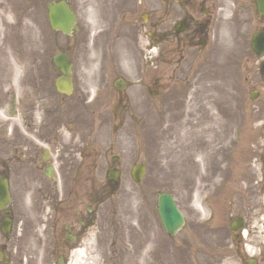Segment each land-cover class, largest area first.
<instances>
[{"label":"rangeland","instance_id":"374dc122","mask_svg":"<svg viewBox=\"0 0 264 264\" xmlns=\"http://www.w3.org/2000/svg\"><path fill=\"white\" fill-rule=\"evenodd\" d=\"M49 1L0 0V47L6 34L16 29L20 34L16 51L3 57L9 61L1 64L0 60V130L18 126L28 107L78 106L79 120L83 119V107L94 108L96 153L102 154L103 160L97 162V183L105 176L103 154L108 143L120 158L121 175L116 192L99 207L90 264H243L227 222L222 220L224 196L230 195V190L219 188L215 168L228 157L239 177L241 170L252 167L253 158L264 152L261 113L255 107H244L248 99L244 95L240 107H219L229 93V76L220 62H213V70L208 68L206 73L198 52L190 50L182 63L177 62L176 54H167L160 62L168 64L150 65L144 28H140L138 45L148 51L140 55L131 30L119 34L131 16L117 19L110 11V0H68L78 23V32L72 36L50 29L45 8ZM141 11L150 15V5H141L136 17ZM112 28L118 35L111 33ZM99 32L103 42L93 45ZM226 43L223 41V49ZM59 52L66 53L73 63V91L67 96L54 87L58 70L52 57ZM100 64L107 69L105 76L97 74ZM8 69L9 75L5 73ZM189 69L195 71L189 79L193 86H187L185 79ZM141 70L150 81L159 79L158 95L132 85L124 92L125 100H118L110 74L133 82ZM232 72L241 81L246 76ZM10 92L15 93L19 112L14 121L7 115ZM115 100L119 105L111 107ZM122 103L126 106L121 107ZM35 114H40V109ZM2 137L0 157L6 159L9 136L2 133ZM135 163L145 165L138 184L130 175ZM159 192L171 193L185 216L183 229L174 237L168 236L160 223L156 211ZM256 230H263L260 223ZM260 236L262 243L264 236ZM44 249L43 244L34 253V264H50Z\"/></svg>","mask_w":264,"mask_h":264},{"label":"flooded vegetation","instance_id":"af4514ba","mask_svg":"<svg viewBox=\"0 0 264 264\" xmlns=\"http://www.w3.org/2000/svg\"><path fill=\"white\" fill-rule=\"evenodd\" d=\"M258 1L264 3V0L109 2L117 19L131 16L123 22L119 34L130 29L135 50L142 55L149 49L148 62L155 68L160 63L168 64L160 62L167 54H176L177 62H184L190 50L202 55L201 67L206 73L208 68L213 70V62L222 63L229 76V93L223 95L227 98L222 100L224 103L220 100L219 107H231L230 104L240 107V96L244 95L248 98L244 107H255L261 113L264 128V6L259 7ZM141 5H150V15L141 11L136 17ZM140 28H144L148 49L138 45ZM113 31L112 28L115 35ZM100 37L102 32L94 36L93 45L103 42ZM223 41L227 42L224 49ZM233 69L246 75L242 81L234 72L229 73ZM194 72L189 69L185 74L187 86H193L189 79L195 76ZM106 73V67L100 64L97 74ZM111 76L118 100H125L124 92L132 85L155 96L159 93V79L152 77L150 81L145 70L133 82L118 74ZM241 88L245 91L241 92ZM118 105L115 100L110 106ZM125 106L122 103L121 107ZM91 108L83 107V119L79 120L77 107H28L18 126L0 130L1 142L2 133L9 136L8 158L0 157V177L7 180L10 196L9 205L0 209V264H5V255H8L6 264H34V253L43 244L50 264L91 263L99 207L116 192L121 175L120 158L111 152L108 143L103 154L105 176L102 183H97V162L103 160L102 154L96 153L95 113ZM39 109L40 114L36 115ZM17 110L14 107V116L10 117L13 121L18 119ZM253 159L252 167L241 170L240 177L229 157L217 163L215 173L219 188L230 190V195L224 196L222 220L227 222L228 229L238 228L230 232L240 263L264 264V241L261 243L259 239L264 236V152ZM259 223L263 227L260 232L256 230Z\"/></svg>","mask_w":264,"mask_h":264},{"label":"water","instance_id":"95a60500","mask_svg":"<svg viewBox=\"0 0 264 264\" xmlns=\"http://www.w3.org/2000/svg\"><path fill=\"white\" fill-rule=\"evenodd\" d=\"M50 26L54 30H60L64 34H71L72 29H76L75 16L69 5L65 1L52 2L47 5ZM54 63L63 73L62 77L55 80L56 89L59 92L70 93L72 89L71 78L69 77L70 63L64 54L54 57ZM11 107H14V100L11 98ZM144 167L135 165L132 170V177L136 182H140ZM9 196L6 183L0 181V207L8 204ZM157 212L166 233L174 235L184 224L182 213L177 208L174 198L167 192H161L157 196Z\"/></svg>","mask_w":264,"mask_h":264},{"label":"bare ground","instance_id":"6f19581e","mask_svg":"<svg viewBox=\"0 0 264 264\" xmlns=\"http://www.w3.org/2000/svg\"><path fill=\"white\" fill-rule=\"evenodd\" d=\"M2 4H1V2H0V6H1ZM5 9H6V5H5ZM3 19L5 20V21H7L8 19H9V17H8V15L5 13V15L3 16ZM11 24V23H10ZM16 24H18V23H16ZM20 34H19V30H18V33H17V29L15 30V31H13L12 33H8V34H6V36H5V38H4V44H3V46L2 47H0V60H1V64L5 61V60H7V59H5V58H3V57H6V56H4V55H7V54H9V55H13L12 53H14V50L16 51V47L18 46V42H17V39H18V36H19ZM7 61H9V60H7ZM10 64H12L11 62H10ZM13 65V64H12ZM9 71H5V73L7 74V75H9V74H11V72H10V70L11 69H8ZM78 107V106H77ZM213 117V116H212ZM215 118L213 117V120H214Z\"/></svg>","mask_w":264,"mask_h":264}]
</instances>
